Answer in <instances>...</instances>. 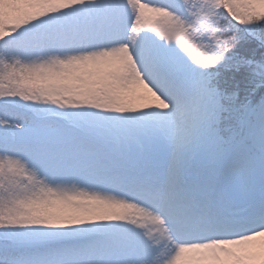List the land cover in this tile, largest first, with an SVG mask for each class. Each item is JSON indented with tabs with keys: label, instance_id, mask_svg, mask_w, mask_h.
<instances>
[{
	"label": "snow or ice",
	"instance_id": "obj_1",
	"mask_svg": "<svg viewBox=\"0 0 264 264\" xmlns=\"http://www.w3.org/2000/svg\"><path fill=\"white\" fill-rule=\"evenodd\" d=\"M0 264H264V0H0Z\"/></svg>",
	"mask_w": 264,
	"mask_h": 264
}]
</instances>
